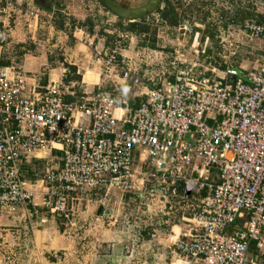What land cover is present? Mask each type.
<instances>
[{"label":"built area","instance_id":"2783aa9c","mask_svg":"<svg viewBox=\"0 0 264 264\" xmlns=\"http://www.w3.org/2000/svg\"><path fill=\"white\" fill-rule=\"evenodd\" d=\"M0 1L24 9L31 20L40 16L31 0ZM242 27L245 39L259 42L262 52L252 68L229 61L214 66L204 54L189 62L176 56L173 81L159 86L152 81L146 101L123 118L115 116L117 101L108 91L82 94L68 82L30 85L19 69L0 63V216L32 210L39 221L45 212L67 217L82 194L129 193L148 182L154 185L150 196L183 201L204 189L208 194L188 205L187 239L174 243L182 263L260 264L264 18L246 20ZM1 51L0 43V59ZM95 60L107 78H132L128 62L113 54L97 53ZM31 160L44 161L33 182L23 174ZM196 162L199 173L193 178Z\"/></svg>","mask_w":264,"mask_h":264},{"label":"rangeland","instance_id":"374dc122","mask_svg":"<svg viewBox=\"0 0 264 264\" xmlns=\"http://www.w3.org/2000/svg\"><path fill=\"white\" fill-rule=\"evenodd\" d=\"M73 1L77 2L78 14L82 11L85 15L82 21L74 18L75 11H69V7L62 8L65 5L60 6L57 2L52 6L53 26L65 33L66 43H73L70 36L73 26L86 28L88 33H95L105 43L104 52L96 51L99 49H96L95 41L88 46V56L91 55L95 65L99 66L95 60L96 53L110 55L113 47L115 56L123 62L129 60V69L132 73L138 70L141 77L139 81L144 83L147 82L144 70L155 73L162 66L164 58L170 59L175 52L187 61L204 54L214 66L229 61L231 66L246 69L252 68L260 57L259 42L245 39L243 25L236 24V19L235 22L230 20L239 15L247 16L248 20L264 17V0H170L184 11L183 21L174 28L168 27L161 20L160 11L165 6L163 0L152 13L131 21L118 17L98 0ZM63 23L66 25L63 26ZM27 24L30 22L27 21ZM144 28L147 33L140 36L133 30ZM149 44L154 45L155 49ZM36 46L35 40L27 38L21 43H12L3 52L1 63L10 61V65L16 69L21 57L19 55L25 51H35ZM54 51L55 54L49 53L50 65H53L52 59L62 60L66 56L62 54V49ZM10 54L13 55V61L8 57ZM144 57L161 62L149 71V66L139 61L144 60ZM63 66L64 78L69 79L68 83L73 82L75 89L80 88L81 91L91 90L92 85L89 84L97 80V74L90 70L94 64L88 63L90 69L85 70L80 77L74 66L66 63ZM100 72V88L112 92L117 100L125 98L128 101L131 98L132 89H126L125 83H120V79L129 78L121 75L107 78L105 73ZM43 165L44 161L31 160L29 165L23 167L24 177L30 182L36 181L40 178ZM151 185L153 183L148 182L146 188L138 191L134 189L133 194L120 193L118 190H109L107 195L104 191L82 194L67 217L45 212L47 221L42 224L32 210L27 212L32 217L30 226L22 227L17 221L11 222V225L1 223L0 264H169L176 255L171 252L172 245L169 247L170 241L162 233L169 223L177 222L176 214L180 210L188 213V205L196 203L195 200L183 201L179 197H167L162 193L150 196L148 193ZM40 191H34V202H39ZM165 217H169L167 225L163 222ZM37 222L40 224L36 225ZM155 230L157 233L153 234ZM58 247L61 249H56ZM250 254L257 257L254 247L250 248ZM259 263L264 264V256L259 257Z\"/></svg>","mask_w":264,"mask_h":264},{"label":"crops","instance_id":"0c3cea01","mask_svg":"<svg viewBox=\"0 0 264 264\" xmlns=\"http://www.w3.org/2000/svg\"><path fill=\"white\" fill-rule=\"evenodd\" d=\"M76 1L79 2V0H76ZM55 2H57L60 6L65 5V7H62V8L66 9L69 7L68 8L69 11L71 10L75 11L73 13L74 15L73 14L72 15L78 21L79 20L82 21L84 19V16H85L83 15L84 13L80 11V13L78 14V12L76 11L77 2L73 0H53L52 2H47L46 0H31L29 4L35 8H38L41 11L40 16L37 19H32V20L28 18L24 9H21L17 6L8 5L4 2H0V40H1L0 43L3 46V50L1 51L0 63L2 62V57L4 54L3 52L5 50L7 51L8 46L10 44L21 43L26 38L33 39L35 40V42H37V46L35 47L36 52L35 51L33 52L25 51L21 53V55H19L21 57H19L18 62H17V68H19V70L24 75L27 76L28 84L36 85L38 87H43L50 82H63V78L65 77V67L63 66L64 63H66V65L68 64V65L74 66L75 70L77 71L80 77V76H83V73L85 70L90 69L88 67V63H92L94 64V67L91 68L90 70H92L94 73L97 74V80L89 84V85H92L90 88L91 89L90 91H87L86 89H82V91L80 92L82 94L83 93L95 94L97 93V91L98 92L108 91L105 88H100L102 85V84L101 85L98 84L100 80L99 73H101L100 67L95 65L96 63H94L95 61L93 62V58L91 59V55L88 56V49H89L88 46L94 41L96 42V49H99L96 51L104 52L105 51L104 50L105 43H103L104 40L101 38H98L95 33H88L85 26H83V28L85 29H82L81 27L73 26V31L70 32V36H71V39L73 40V43L70 45L67 44L65 40L66 39L65 33H63L61 29L55 28V26H53L54 23L51 20V14H53L52 6H53V3ZM79 15H83V16H79ZM27 21L30 22L29 25L27 24ZM65 25L66 24L63 23V26ZM52 40H53L52 44L49 45V42ZM32 44L34 45L33 42ZM55 49H62L64 51L62 54H65L67 57L65 56L64 58H62V60L52 59L53 65H50L49 62L51 61L50 60L51 58H49V53L55 54L56 53L54 51ZM97 53L100 54V52H97ZM175 53L176 54L174 56H170V59L165 57L162 66L160 65L159 69L156 70L155 73L154 72L149 73L146 70H144L145 76L147 78L146 83H144L143 81L142 82L139 81L141 77L138 74V70L132 73V78L120 79L121 81L120 83L121 84L125 83L126 85L125 88L129 90L132 89V91L130 93L131 98H129L128 101L125 98H118V100L115 98L117 101L115 108H120L124 110L121 113H119V115L114 113L116 117L123 118L125 115L128 114L129 110L136 109L141 103H144V101H146V93H147L148 86H153V83L156 86H159L161 82H164V79H166L168 82L173 81L174 72L172 70V63L176 62L174 58L178 56L175 59H180L181 61H187V60L182 59L183 58L182 56L179 57V55H177L178 52H175ZM260 54H262L261 51H260ZM12 56L13 55L10 54V56L8 57H11L10 59L13 61ZM194 59L195 57L189 61H192ZM139 61L141 62L143 61V63L146 66H149L148 68L149 71H151V68H154V66L157 63L161 62L160 60H154V59L152 60L148 57L147 58L144 57V60L140 59ZM128 63H129V60H128ZM132 63L135 64L134 62ZM2 65L11 66L10 61ZM134 78H136L137 81H135ZM152 80H153V83H152ZM80 92H79V95H80ZM115 108L113 112L115 111ZM135 157H136L135 166H136V169L138 170L137 156ZM209 177H211V175ZM139 189H143V188L140 187ZM139 189L135 191H138ZM134 192L132 191L129 193L133 194ZM206 194H208V190L200 189L198 191H195V193L194 192L190 193V196L188 197L187 200H189V202H193L195 200V203H198L202 198L206 196ZM167 205H170V204H167ZM164 207L166 208V205H164ZM188 210H189L188 213L187 211L182 212L180 210L179 214H176L177 222L169 223V226L166 227L164 230V233H162L166 237V239L170 241L169 247L172 245V247H170L171 252H173L177 256V257L173 256V259H171L169 264H174L175 260H176L175 261L176 264H183L182 260L180 259V256L178 255L175 249L174 243L180 239H183V240L187 239L186 234L188 233L189 227H190L188 223V219H189L188 217H190V214H191L190 209ZM18 213H20L19 216H16L18 215ZM29 215L30 214H28L27 212L23 210H18L14 214H2L0 216V225L1 223L3 225H11V222L14 223L15 221H17L20 226L26 227L27 225L30 224L31 219H32V217H29ZM1 219H5L4 220L5 222L3 220H2L3 222H1ZM168 219L169 217L163 218L164 220L163 222L166 225L168 224L167 222ZM46 221L47 220L45 219L44 221L41 222V224ZM161 223H162V220H161ZM38 224L40 223L37 222L36 225ZM154 233L156 234L157 231L155 230L153 234ZM153 234L151 236H153ZM61 247H58L56 249H61Z\"/></svg>","mask_w":264,"mask_h":264},{"label":"water","instance_id":"95a60500","mask_svg":"<svg viewBox=\"0 0 264 264\" xmlns=\"http://www.w3.org/2000/svg\"><path fill=\"white\" fill-rule=\"evenodd\" d=\"M51 2L52 0H46ZM109 11L129 21L155 11L161 0H98ZM1 42V40H0Z\"/></svg>","mask_w":264,"mask_h":264},{"label":"trees","instance_id":"16d2710c","mask_svg":"<svg viewBox=\"0 0 264 264\" xmlns=\"http://www.w3.org/2000/svg\"><path fill=\"white\" fill-rule=\"evenodd\" d=\"M165 2V6L163 7V9L160 11L161 12V20L168 26V27H177L179 24H181V21H183V18L184 16H182V14L184 13V11L181 10V8H178V6H176L175 4L171 3L170 0H163ZM235 16V15H234ZM264 17L261 16L259 17L258 19L254 20V21H259V20H262ZM236 19V20H235ZM236 21V24H241L243 25V23L248 20L247 16H238V17H233L230 21L232 22H235ZM227 23V22H226ZM225 23V25H226ZM132 29V28H131ZM135 33H137L139 36L140 35H144L147 33V29L144 28V29H133ZM210 36L212 35L211 32H209ZM213 36V35H212ZM142 45H145V42H142L141 43ZM151 48L155 49V46L152 45V44H149ZM115 49L112 47L111 48V54L114 55L115 59L117 61H120L119 60V57L118 56H115ZM78 78V77H77ZM63 82H69V79L68 78H64L63 79ZM26 166V165H25ZM24 167V166H23ZM181 194V190L179 191Z\"/></svg>","mask_w":264,"mask_h":264},{"label":"bare ground","instance_id":"6f19581e","mask_svg":"<svg viewBox=\"0 0 264 264\" xmlns=\"http://www.w3.org/2000/svg\"><path fill=\"white\" fill-rule=\"evenodd\" d=\"M122 111H124V110L120 109V108H115L114 113L119 115V113H121ZM39 154L43 155L42 153H39ZM198 173H199V162H196V164L192 170L191 177H193V178L197 177ZM35 197L36 196L34 195V200H35Z\"/></svg>","mask_w":264,"mask_h":264}]
</instances>
